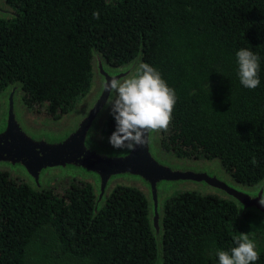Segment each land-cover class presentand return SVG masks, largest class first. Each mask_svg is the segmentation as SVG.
<instances>
[{
	"label": "trees",
	"instance_id": "16d2710c",
	"mask_svg": "<svg viewBox=\"0 0 264 264\" xmlns=\"http://www.w3.org/2000/svg\"><path fill=\"white\" fill-rule=\"evenodd\" d=\"M15 16L0 18V93L20 84L21 99L53 120L71 112L92 87V51L122 66L141 51L177 101L162 147L177 157L220 160L237 182L264 179V0H4ZM99 11V19L92 13ZM260 58V85L239 83L235 52ZM108 117L102 136L109 138ZM256 163L253 164L252 161ZM36 191L0 170V264H27L44 226L62 252L90 264H155L148 202L117 185L94 214L91 183L52 179ZM164 264H211L239 233L251 232L264 264V221L213 194L175 191L164 203Z\"/></svg>",
	"mask_w": 264,
	"mask_h": 264
},
{
	"label": "water",
	"instance_id": "95a60500",
	"mask_svg": "<svg viewBox=\"0 0 264 264\" xmlns=\"http://www.w3.org/2000/svg\"><path fill=\"white\" fill-rule=\"evenodd\" d=\"M116 0H108V3ZM0 0V18L14 17ZM92 87L68 114L56 122L37 121L21 99L16 83L0 93V170L24 179L36 191L47 188L52 175L91 183L96 196L94 214L117 185L139 189L147 199L151 227L157 246L155 264L162 256L164 203L175 191L213 194L233 202L239 211V224L247 214L264 221V179L256 185H243L232 178L220 160H198L165 153L162 131L149 132L143 146L135 151L114 149L101 132L109 114L110 93L104 81L123 78L143 63L141 51L131 62L113 66L92 51ZM241 204L243 208L241 210Z\"/></svg>",
	"mask_w": 264,
	"mask_h": 264
},
{
	"label": "clouds",
	"instance_id": "9594fccd",
	"mask_svg": "<svg viewBox=\"0 0 264 264\" xmlns=\"http://www.w3.org/2000/svg\"><path fill=\"white\" fill-rule=\"evenodd\" d=\"M99 19V11L92 13ZM239 83L249 90L260 85V58L250 48L235 52ZM104 91L109 97V114L114 130L108 143L114 149L135 151L145 144L149 132L166 131L171 123L177 96L161 73L147 63H139L123 78L112 77L104 81ZM256 163L255 160L252 161ZM264 206V198L259 199ZM241 210L243 205L241 204ZM251 232L239 233L229 250H217L218 264H254L259 259Z\"/></svg>",
	"mask_w": 264,
	"mask_h": 264
},
{
	"label": "rangeland",
	"instance_id": "374dc122",
	"mask_svg": "<svg viewBox=\"0 0 264 264\" xmlns=\"http://www.w3.org/2000/svg\"><path fill=\"white\" fill-rule=\"evenodd\" d=\"M31 109V108H30ZM32 116L37 121L56 122L50 116L31 109ZM62 118V117H61ZM166 153V152H165ZM172 155L170 153H166ZM52 179L60 180L56 175H52L47 185L52 183ZM241 224V223H240ZM252 235V234H251ZM211 264H218V258L214 254L210 255ZM27 264H90V258H78L62 252V248L54 229L50 226L42 227L33 237L26 256Z\"/></svg>",
	"mask_w": 264,
	"mask_h": 264
},
{
	"label": "flooded vegetation",
	"instance_id": "af4514ba",
	"mask_svg": "<svg viewBox=\"0 0 264 264\" xmlns=\"http://www.w3.org/2000/svg\"><path fill=\"white\" fill-rule=\"evenodd\" d=\"M4 1V0H3Z\"/></svg>",
	"mask_w": 264,
	"mask_h": 264
}]
</instances>
